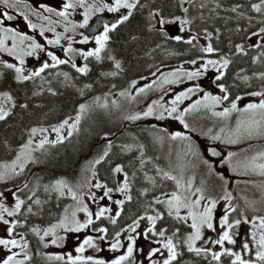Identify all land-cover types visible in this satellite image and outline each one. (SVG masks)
I'll return each instance as SVG.
<instances>
[{
  "label": "snow or ice",
  "instance_id": "snow-or-ice-1",
  "mask_svg": "<svg viewBox=\"0 0 264 264\" xmlns=\"http://www.w3.org/2000/svg\"><path fill=\"white\" fill-rule=\"evenodd\" d=\"M22 0H0V54L12 58L13 62H9L0 56V68L8 70L12 73V78L18 85H24L26 82L34 81L35 78L41 77L48 69H56L60 65H70L76 73L81 76H86L90 72L88 61L94 59L97 62H102L105 59L103 55L108 49L109 42L112 39L111 34L119 30V28L133 17L134 12L138 9L146 7L141 3V0H60L57 6L40 0L37 4H29L27 0H23V9L20 5ZM185 0H179V7L183 15L174 13L165 14L162 7H154L148 13V27L150 31H156L161 36L169 38L166 27L176 25L180 33L190 30L193 20L189 18V9L184 7ZM203 7V5H201ZM220 5L217 4V8ZM242 5L235 4L229 11L237 13L243 18L244 13L239 11ZM250 11L260 17L257 31H251L250 36L246 39L251 41L252 37H257L255 43H250L249 47L264 50V0L251 2L249 5ZM113 14L110 19H105L101 14ZM79 14L81 20L72 19L74 14ZM47 14V15H45ZM36 17L40 21L47 22L38 25L34 23L30 17ZM55 17L56 19H52ZM93 17H97L95 23H91ZM202 18V17H201ZM23 21L26 28L35 32L39 28V36L44 37L45 44L38 42L34 35L21 30L19 25H13L9 22L18 20ZM249 22L255 19L249 15ZM63 32H57L54 25L61 24ZM78 29H89V34L78 32ZM245 31L247 29L237 28L236 31ZM204 38L211 41L213 33L207 28L203 29ZM46 32L54 34L53 39H48L45 36ZM74 33L79 36L75 39ZM220 32L216 30V39L219 40ZM177 42H183L187 45L196 47L194 42L197 41V34H190V38L185 39L182 35L170 37ZM61 40H67V47H61L66 59L60 58L53 51L47 50L46 45L52 47L61 46ZM88 45L94 43V47L87 49L75 48L73 44ZM230 42V47H232ZM236 54H247L244 45L237 43L234 45ZM200 52L211 54L217 52L213 44L209 42L206 46L199 49ZM41 54L47 58L41 60ZM80 57L85 62L82 66L75 62V57ZM264 57V51H261L260 56H253L252 63ZM27 58H35L38 66L27 68ZM108 60L114 62L116 69H121V62L113 55H107ZM203 63L194 71H188L183 66H180L173 72L159 81V86L180 84L185 80L192 81L200 78L208 71L209 66L216 70L215 76L216 86L221 95H213L204 91L199 84L186 87L183 91L176 92L174 97L162 103L164 97L159 100H153L147 105V108L142 112L131 113L124 118L129 121H138L148 117H154L157 121L174 120L183 125L184 129H190L186 122V116L189 113L197 112L201 108L211 112L213 117H217L224 121L223 127L218 132L212 134V129H208L209 139L219 141L224 145H238L242 141H250L252 139H264V71H260L256 75L261 84V90L251 91L246 95L251 97H259L258 102H250L243 107L238 106V101L243 99L237 95L235 99H230L229 88L224 83H219L225 76L226 70L229 68L232 61L226 55H220L218 59H204L199 57ZM192 65L197 64V59L187 61ZM243 71V70H241ZM116 72L101 73L104 76H115ZM3 75V72H0ZM57 76L63 75L65 80H70L69 73H56ZM156 73H153L155 76ZM143 79V77H142ZM241 79L245 82L250 80V77L243 76ZM50 83V82H49ZM154 80L150 84H144L138 87V81L133 79L129 88L121 91L119 96L127 97L129 100H134L136 97L131 95L130 90H135L137 96L145 94L148 90L157 85ZM90 84H86L85 88H91ZM113 87H115L113 85ZM48 91L52 95L56 92L50 87ZM197 93H203L199 99L193 100L187 107L180 109V106L186 100ZM40 93L34 92L33 95ZM83 94V90H81ZM107 94H105L104 103H100L101 98L95 97V102L98 107L107 108ZM229 102L227 107L222 110L216 109ZM113 106H118L117 101H112ZM17 107L15 97L10 91H0V121H6ZM21 109H27V103L19 105ZM88 105L80 104L77 115L72 123L69 119H64L58 125L52 126V131L56 134V139L50 141L47 136L48 129L44 127H32L28 130V139L21 144L16 152L15 158L11 163L0 164V181H6L12 177L19 176L24 170L29 161L33 160L32 153L41 150L45 145H56L62 143L65 139L61 135V131L67 128V135L71 137L73 132L78 130V125L81 121L82 114L88 109ZM233 113L237 114L235 126H231L228 121ZM156 128V125H152ZM194 131L195 129H190ZM161 133H166V128H160ZM37 134H41L38 142L34 138ZM170 140L188 141V151L192 155H198V150H194V145L191 143V136L185 135L181 131L168 133ZM162 142L164 137L156 138ZM34 145V147H33ZM141 156H143L144 146L140 145ZM123 150H130V145L121 146ZM112 149V144L109 142L102 154L94 161L90 162V177L86 178L83 184H77L75 187L65 179H56L50 184L44 185V191L51 194L55 192L57 199L69 196L74 204L65 206L63 213L59 215L55 223H50L47 227L41 228L39 225L28 227L29 216H35L38 213L34 211L33 205L41 206L42 201L37 197L36 191L33 190L31 195L27 196V203L19 195L11 190L8 194L14 199V203L9 206L5 203L7 199L4 192H0V225L3 226V235H0V264H28L32 256L29 253L30 243L26 239V234L17 232V228H28L38 238L40 246L47 249L50 245L64 249L70 247V251L63 253H45V259L51 264H180L179 258L182 255L181 248H186L188 253H193L196 256H203L205 259L210 257L208 264H224V257L228 258V264H264V214H259L261 209L256 208V201H245V207L239 208L232 204L233 197L228 191V180L224 175L218 174L219 180L222 182L224 194L219 199L206 195L205 187H195L191 179L184 181L183 177L172 175L168 171L157 167L156 172L160 174L161 179L174 181L175 190L170 193H162L164 199L155 197L148 207L153 214L145 212L141 215H134L131 218V223L126 226L119 227V230H114L110 234L107 226L97 222L107 220L109 224L115 226L118 224V219L121 217L126 202L132 201L131 186L128 173L124 166L120 163H115L110 167L112 177H122L115 181L114 187H110L107 182H102L98 178L97 166L106 161ZM208 156L220 158L221 165H226L227 168L236 175H255L264 177V147L254 149L249 145L248 149H241L240 152L228 151L227 155H223L222 151L215 147L207 148ZM202 163L207 166L209 173L213 172V164L201 157ZM144 161L141 160V167ZM19 169V170H17ZM135 176V173H133ZM149 182L155 185V180L152 177H145ZM94 180V183H93ZM203 183V182H202ZM24 188H28L24 184ZM264 191V183L259 185ZM87 191H84V189ZM96 189L97 191H92ZM148 189H142L141 195L146 194ZM102 192V195H98ZM121 194L124 199H113V193ZM87 200L97 204V210H90ZM107 199L116 206V211L113 213V208L100 204V201ZM220 200L225 201V205L217 217V205ZM153 205H163L164 211L158 210ZM251 209L252 215L249 217L248 210ZM39 211H43L40 207ZM182 211L184 214H182ZM167 214L175 224L164 227H157V222L164 219V214ZM237 213L233 218L232 214ZM82 214V217L80 216ZM23 215L24 219L19 217ZM147 221V226L141 230V221ZM180 225V226H178ZM241 225H250V228L245 233L243 239H239V228ZM182 227L190 229L182 233ZM236 229L234 232L233 230ZM170 232V234H169ZM213 233L214 235H206ZM75 237V243H72V238ZM143 237L145 241H150L151 245L147 253H144L143 248H137V240ZM113 253L111 258L101 256L100 253L105 251ZM231 246V247H229ZM239 250H236V248ZM218 249V250H217ZM18 250V251H17ZM91 251V254H88ZM139 251L144 257L137 259L136 252ZM159 257L157 259L156 257Z\"/></svg>",
  "mask_w": 264,
  "mask_h": 264
},
{
  "label": "trees",
  "instance_id": "trees-1",
  "mask_svg": "<svg viewBox=\"0 0 264 264\" xmlns=\"http://www.w3.org/2000/svg\"><path fill=\"white\" fill-rule=\"evenodd\" d=\"M146 7L138 9L128 22L122 25L119 30L112 33V39L109 42L108 49L103 54L105 59L97 62L94 59L88 61L90 72L86 76L76 73L70 65H60L56 69H49L41 77L35 78L34 81L26 82L24 85H18L11 79L10 73L5 71L0 77V91H10L16 99L17 107L6 121H0V164L7 162L13 158L15 152L21 144L25 143L28 138V130L39 125H53L61 122L65 117L71 116L76 112V108L80 104H89L94 108V113L86 116L78 125V130L74 131L71 137L66 138L62 143L56 145L45 146L37 155L44 153V160L37 162L33 160L27 168V171L19 177V180L8 179L0 181V192H7L13 188H20L22 199L26 200L32 191H36V195L42 201L40 207L43 211H39L40 207H34V211L38 214L29 216L28 227L39 225L40 227L48 226L52 221L55 222L59 215L63 212L65 206L74 204L71 198L61 197L57 199V194H51L44 191V185L50 184L56 179H65L74 187L77 184H83L86 178L90 177V162L94 161L107 146L109 142L112 149L105 162L97 166L98 178L102 182H107L110 187H114L117 177H112L110 167L115 163L124 166L128 173L132 201L126 202L118 224L112 226L107 220L97 222L107 226L110 234L119 227L126 226L131 223L134 215H141L147 212L153 214L148 207L155 197L164 198L162 193H170L175 190L174 181L161 179L160 174L156 172L159 167L164 171L170 172L177 177H183L184 181L192 180L193 186L205 187L206 195L213 196L217 199L224 192L222 182L218 178V174H222L228 180L227 189L231 193L232 204L239 208L245 207L246 198L249 201H256V208L261 209L259 214H264V191L259 185L264 183V177L255 175H236L231 172L226 165H221L217 157H210L207 153L208 147H215L222 151L223 155H227L228 151L240 152L241 149H248L249 145L254 149L264 147V139H252L250 141H242L238 145H224L219 141L209 139L208 129H212L215 134L224 125V121L217 117H213L211 112L201 108L197 112L187 114L186 122L190 129H184L178 121L164 120L157 121L154 117H148L138 121H129L124 117L134 113L142 112L147 108L153 100H159L161 96L165 97L171 91L172 85L159 86L160 78H152V83L156 80L158 83L145 94L136 95L135 90H130L131 95L135 96L134 100L127 97L119 96L121 91L129 88L130 82L135 79H146L153 76L164 67H175L179 65L178 59H218L220 55H226L232 63L226 70V76L219 81L224 83L230 92V99H235L237 95L246 97V93L261 90L262 82L257 79L254 73L264 71V57H261L256 64L252 63L253 56H260L262 49L249 47L251 41L246 36L251 35V31H257L258 21L260 17L250 11L251 2L258 0H231L230 3L217 0L220 5L209 12L206 0H185L184 7L189 9L188 16L193 20L190 27L191 32L197 34V37L205 41L207 44L211 42L217 52L206 54L199 51L203 42H194L196 47L184 44L182 41L177 42L170 38L161 36L156 31H150L148 27V13L154 7H162L165 14L174 13L183 15L179 7V0H175V4L169 3L171 0L162 2L161 0H146ZM164 1V0H163ZM240 4L242 8L239 10L244 13L241 18L237 13L229 11L230 7ZM203 5V7H201ZM228 8V9H226ZM196 9L199 13H195ZM78 14V13H77ZM74 14L72 17H75ZM251 15L255 19L251 22L247 17ZM202 17V18H201ZM52 19H56L52 17ZM38 25L47 22L37 23ZM57 32H63L61 24L54 25ZM247 29L248 31L237 32V28ZM213 33V38L208 41L204 38L203 29ZM219 29L220 37L216 39V30ZM54 36L52 32H49ZM72 35L75 36L73 33ZM43 43V40H40ZM45 42V41H44ZM61 45L67 47V40H61ZM230 42L232 47H230ZM241 43L244 45L245 54H236L234 45ZM254 44V43H253ZM76 44H73V47ZM113 55L121 62V69L114 67V62L107 59V55ZM178 55V56H177ZM160 69V70H159ZM243 70V71H241ZM59 71L69 73L70 80L60 81L56 75ZM116 72L115 76H104L101 73ZM243 76L250 77L245 82L241 79ZM50 82V83H49ZM149 83V84H150ZM86 84H90L91 88H85ZM113 85L115 87H113ZM52 88L56 95H52L48 89ZM83 90V94H81ZM34 92L40 93L33 95ZM105 94H107L108 107H98L95 97L101 98L100 103H104ZM116 100L118 106H113L112 101ZM27 103V109H21L19 105ZM229 102H225L228 104ZM237 114L233 113L228 123L235 126ZM152 125H156L153 128ZM160 128H166V133H161ZM181 131L185 135L191 136L194 150H198V155H192L188 151V141L170 140L168 133ZM163 136L162 142L156 138ZM154 155L149 156L144 149L149 145ZM130 145L136 148L137 152L132 154H122L120 147ZM140 145L144 146L143 156H141ZM161 155L164 157L163 162H158ZM143 157L146 159L143 167L133 163L131 158ZM208 159L213 164V172L209 173L207 166L202 163V159ZM135 173V176H133ZM152 177L155 185L149 182L145 177ZM203 182V183H202ZM24 184L28 188H24ZM148 189L147 193L141 195L142 189ZM84 191H87L85 188ZM113 194H116L115 192ZM7 197V195H6ZM223 200H220L221 202ZM57 207L56 212L46 214L48 205ZM5 203L12 205L7 199ZM158 210L164 211L163 205H153ZM251 209L248 210L249 217L252 215ZM50 215V216H49ZM237 213H233L235 218ZM21 220L24 216L19 217ZM175 224L170 217L164 214V219L157 222V227L171 226ZM180 226V225H178ZM186 227H182V233L189 231ZM17 232L26 234V239L30 243L29 253L32 256L28 264H51L45 259L46 249L40 246L38 238L28 231V228H17ZM170 234V232H169ZM182 255L179 258L180 264H208V259L202 255L196 256L188 253L186 248H181ZM224 264H228V258L224 257Z\"/></svg>",
  "mask_w": 264,
  "mask_h": 264
},
{
  "label": "rangeland",
  "instance_id": "rangeland-1",
  "mask_svg": "<svg viewBox=\"0 0 264 264\" xmlns=\"http://www.w3.org/2000/svg\"><path fill=\"white\" fill-rule=\"evenodd\" d=\"M105 13H106V12H105ZM103 14H104V13H103ZM103 14H101V15H103ZM72 19H73V20H76V21H79V20L82 19V17L79 16V14H77L75 17H72ZM90 22H91V21H90ZM47 26H48V24L45 25V27H47ZM82 30H83V29H78L77 31H78V32H82ZM188 31H189L190 34H194L193 32H191V29L188 30ZM72 34H73V33H68V35H72ZM180 34H182L183 36H185V33H180ZM46 37H47L48 39H53V38H54V36L51 35V34L47 35ZM75 39H79V36H76V35H75ZM256 39H257V37H252V41H253V43H255ZM43 40H44V38H43ZM44 41H45V40H44ZM198 42H199V40H198ZM61 43H62V42H61ZM204 43H205V41H204ZM74 47H75V48L87 49V48H89V47H94V43H89L88 45H79V44H76ZM0 56H2L3 59H6V55L0 54ZM32 59H35V58H32ZM207 59H209V58H207ZM75 62H76L78 65H80V66H82L83 63H85V62L82 60V58H80V57H78V56L75 57ZM202 63H203L202 60L197 59V64H196V65H192V64L190 63L189 66H185V65H183V64H181L180 66H183V67H184L186 70H188V71H194L196 68L200 67V65H201ZM180 66H179V67H180ZM179 67H178V68H179ZM169 72H173V71H169L168 69L163 70V71L161 72L160 79H161L163 76L167 75ZM208 73H213V74L217 75L216 70L213 69L211 66H209L208 71L205 72L200 78H198V79H196V80H192V81H187V80H185L183 83H180V84H174L173 87H172V89H171V91H169V93L164 97L163 101H161V102L166 104L168 100H170V99H172V98L174 97V94H175L176 92L183 91L186 87H192V86L197 85V84H198V81H199L200 79H202V77L205 76V75L208 74ZM151 81H152V78H148V79L140 80V82L138 81V85H137V86H138V87H142L144 84H149ZM216 88H217V93H216V95H221V93H220L218 87H216ZM201 96H202V95H201ZM201 96H199V93H197L195 96L191 97L190 100H186V101H184V103L180 106V109L183 110V108L187 107L188 104H190L193 100H195V99H199ZM258 101H259V97H248V98L243 97V99H242L241 101H238V106H239V107H243V106H244L245 104H247V103H250V102H258ZM227 106H228V104H225V103H224L223 105H221V106H220L219 108H217L216 110H217V111H220V110L223 109V107H227ZM68 119H69V122L72 123V122L74 121L75 117H71V118H68ZM58 124H59V123H58ZM58 124H55V125H58ZM52 126H53V125H51V126H40V127H44V128H47V129H48V132H47L46 134H47L48 139H49L50 141L56 139V134L52 131ZM61 135H63L65 138L68 137V135H67V128H65V129H63V130L61 131ZM40 138H41V134H37V136L34 138V145H35V142H38ZM26 141H27V140H26ZM34 145H33V147H34ZM14 158H15V157H14ZM11 161H12V160H11ZM11 161L8 162V163H11ZM17 170H19V169H17ZM12 178H13V177H12ZM117 179H122V177H117ZM93 183H94V180H93ZM92 191H97V190H96V189H92ZM97 194H98V195H102V192H98ZM116 194L120 196V199H124V197H123L121 194H119V193H116ZM116 194H114V195H116ZM64 197H66V198H70V197L67 196V195H65ZM164 198H165V197H164ZM164 198H161V199H164ZM7 199H8V201L11 202L12 204L14 203V199H12V196H11V195L8 196ZM104 200H105V203L102 204V205H104V206H109L110 203H111V201H109V200H107V199H104ZM85 202L89 204L90 210H92L93 212H95V211L97 210V204H96V203H93L92 201L87 200V197H85ZM100 202H101V201H100ZM225 203H226L225 201H221V202L218 203V205H217V217L219 216V214H220L221 210L223 209ZM113 205H114V204H113ZM115 211H116V206L114 205V210H113V213H112V214H114ZM182 214H184L183 211H182ZM80 216H81V218H83V217H82V214H80ZM146 226H147V221H146V220H145V221H141V230H142L143 228H145ZM41 228H43V227H41ZM249 228H250V225H241V226H240V228H239V233H240V237H239V239H243V238L245 237V233L248 231ZM233 231L235 232L236 229H234ZM3 234H4V233H3V226L0 225V235H3ZM206 235H214V234H213V233H206ZM145 242H146V241L143 239L142 236L139 237L138 240H137V248H138V249H139V248H143L144 251H145L146 247L143 245V243H145ZM72 243H73V244L75 243V237H74V236H73V238H72ZM229 247H231V246H229ZM106 249H107V245H105V251L102 252V253H100V255H101V256H104V257H107V258H111V257L113 256V253L108 252ZM70 250H71L70 247H66V248H64V249H61V248H57V247H55V246L50 245V246L46 249V252H47V253H63V252L70 251ZM217 250H218V249H217ZM236 250H239V248L237 247ZM17 251H18V250H17ZM88 254H91V251H89ZM136 256H137V259H138V260H139V259H142V255L140 254L139 251L136 252ZM156 258L159 259L158 256H157Z\"/></svg>",
  "mask_w": 264,
  "mask_h": 264
},
{
  "label": "bare ground",
  "instance_id": "bare-ground-1",
  "mask_svg": "<svg viewBox=\"0 0 264 264\" xmlns=\"http://www.w3.org/2000/svg\"><path fill=\"white\" fill-rule=\"evenodd\" d=\"M162 2H165L166 0H161ZM223 1H225V0H222V2ZM226 2H228V3H230L231 2V0H226ZM169 3L170 4H172V5H174L175 4V0H171V1H169ZM206 3L208 4V6H207V10L209 11V12H212L215 8H216V6H217V4H218V2H217V0H206ZM234 6V5H233ZM232 7V6H231ZM230 7V8H231ZM226 9H228V8H226ZM195 13H199V10L198 9H196V11H194ZM197 40H199L200 42H203L204 43V41H202V39H200V38H198ZM178 56V55H177ZM187 61H189V60H186V59H184V60H182V59H178V62L180 63L179 65H177V66H175V67H164L163 69H159L160 71H158L157 72V74L155 75V76H152V77H149V78H160V76H161V72L163 71V70H166V69H168L169 71H175L181 64H183V65H186V64H189V63H187ZM59 73H63V72H61V71H59ZM258 74V73H257ZM60 79V81H67V80H65L64 79V76L63 75H59L58 76ZM163 78V77H162ZM161 78V79H162ZM146 79H148V78H146ZM160 79V80H161ZM140 80H142V79H139V80H137V81H139L140 82ZM164 87H166L165 85H164ZM248 97H251V96H246V98H248ZM85 104V103H84ZM86 105H88L89 107H88V109L82 114V116H81V121L86 117V116H88V115H90V114H92V113H94L95 111H94V108L92 107V106H90L89 104H86ZM78 108H79V106L76 108L77 110H76V112L74 113V114H72L71 116H67V117H65L64 119H68V118H71V117H76V115H77V111H78ZM63 119V120H64ZM62 120V121H63ZM80 121V122H81ZM60 123V122H59ZM58 124V123H57ZM80 124V123H79ZM53 125H55V124H53ZM40 126H51V125H39V126H35V127H40ZM74 133V132H73ZM69 137V136H68ZM67 137V138H68ZM28 139V138H27ZM66 139V138H65ZM64 139V140H65ZM26 142V141H25ZM48 145H50V144H48ZM45 146H47V145H45ZM140 148V147H139ZM19 150V148L17 149V151ZM42 150V149H41ZM41 150H37V151H35V155L33 156V160H35V161H37V162H42L43 160H44V153H41V154H39V155H37V153L38 152H40ZM16 151V152H17ZM144 151L149 155V156H153L154 155V153H153V151H152V149L150 148V143H149V145H147V147L144 149ZM16 152H15V154H16ZM120 152L122 153V154H132L133 152H137V149L136 148H132L131 147V149L130 150H123L121 147H120ZM14 154V155H15ZM14 159V156H13V158L12 159H10L9 161H7V163L8 162H10L11 160H13ZM33 160L32 161H30L28 164H26V167L28 168V166H29V164L31 163V162H33ZM131 160L133 161V163L135 164V165H137V166H141V160H143L144 161V163L146 162V159L145 158H143V157H138L137 159L136 158H131ZM164 161V157H163V155H161V158H160V160H158V162H163ZM27 168H26V170L25 171H27ZM24 171V172H25ZM24 172H22L19 176H15V177H13L14 179H16V181H18L19 180V177H21L23 174H24ZM12 179V178H11ZM12 192H15L17 195H19L20 197H21V195L17 192V190L15 189V188H13V190H12ZM116 196H119V195H117L116 194ZM38 197V196H37ZM22 198V197H21ZM39 198V197H38ZM66 198V197H65ZM12 199H13V197H12ZM40 199V198H39ZM8 200V199H7ZM100 203H102V204H104L105 203V200L104 201H101ZM101 204V205H102ZM111 205V204H110ZM109 205V206H110ZM34 207H40V206H36V205H33V208ZM56 211H58L57 210V207H54L52 204H51V202H50V204L48 205V207H47V209H46V214L48 213H50V215L53 213V212H56ZM63 213V212H62ZM61 213V214H62ZM49 215V216H50ZM56 222V221H55ZM55 222H51V223H55ZM45 227H47V226H45Z\"/></svg>",
  "mask_w": 264,
  "mask_h": 264
},
{
  "label": "flooded vegetation",
  "instance_id": "flooded-vegetation-1",
  "mask_svg": "<svg viewBox=\"0 0 264 264\" xmlns=\"http://www.w3.org/2000/svg\"><path fill=\"white\" fill-rule=\"evenodd\" d=\"M40 2V0H27V3H29V4H37V3H39ZM43 2H45V3H47V4H49L50 6H57L58 4H59V2H60V0H43ZM147 1L146 0H141V3L142 4H145ZM20 7H21V9H23V0H22V3H21V5H20ZM45 15H47V14H45ZM113 14H109V13H104L103 14V16H105V17H107L108 19H110L111 18V16H112ZM31 19H32V21L34 22V23H42V22H44V21H40V20H38L36 17H30ZM10 24H13V25H19V27L21 28V30H23V31H25V32H27L28 34H30V35H34L35 37H36V39L37 40H39V39H42V38H44V37H40L39 36V28H37L36 29V31L35 32H32L31 30H28L27 28H26V26H25V24L23 23V21H22V19L21 20H18V21H15V22H9ZM185 36H183L182 34H180V32H179V28H178V35H182L185 39H187V38H190V33H189V31L188 30H186L185 32ZM50 33L49 32H46L45 33V36H47V35H49ZM42 44H45V43H42ZM207 44L206 43H203L202 44V46H206ZM46 47H47V50H49V51H53L56 55H58L60 58H62V59H66V57L64 56V54H63V52L61 51V52H59L58 51V49H61V47H64L63 45H61V46H57V47H52L51 45H46ZM47 57L44 55V54H41V60H43V59H46ZM5 60H8L9 62H13L12 61V58H10V57H7L6 56V59ZM31 60H35V61H37L36 59H32V58H27V64H26V67L27 68H32V67H34V66H32L31 64H30V61ZM39 65V62L37 61L36 62V64H35V66H38ZM190 65V63L189 64H186L185 66H189ZM49 70V69H48ZM5 71H8V70H5V69H2V68H0V72H3V74H4V72ZM47 71V70H46ZM45 71V72H46ZM9 72V71H8ZM10 73V78L11 79H13L12 78V73L11 72H9ZM44 74V73H43ZM5 75V74H4ZM0 77H1V75H0ZM204 78V76L202 77V79ZM215 81V76H214V78H213V84L216 86V82H214ZM217 87V86H216ZM204 91H206L205 89H204ZM199 95L201 96V95H203V93H199ZM15 97V99H19V97H17V96H14ZM16 155V154H15ZM15 155H14V157H15ZM35 155V151L32 153V157ZM30 162V161H29ZM3 163H7V162H3ZM3 163H1V164H3ZM28 164V163H27ZM26 166H25V170H26ZM24 170V171H25ZM23 171V172H24ZM16 190H17V192L20 194L21 193V190H20V188L18 189V187L17 188H15ZM12 191V190H11ZM5 193V195H7V197L8 196H10L9 194H8V191L7 192H4ZM143 245L146 247V249H145V251H144V253L146 254L147 253V251L149 250V248L150 247H156L157 245H151L150 244V241H146L145 243H143ZM144 257L142 256V259H143ZM145 264H147V261H145Z\"/></svg>",
  "mask_w": 264,
  "mask_h": 264
},
{
  "label": "water",
  "instance_id": "water-1",
  "mask_svg": "<svg viewBox=\"0 0 264 264\" xmlns=\"http://www.w3.org/2000/svg\"><path fill=\"white\" fill-rule=\"evenodd\" d=\"M103 18L107 19L106 17L103 16ZM97 17H94L92 23H95ZM91 24V23H90ZM165 31L168 32V36L169 38L172 37V36H175L177 35L178 33V27L176 25H172V26H168L166 27ZM83 32L85 34H89V29H83ZM59 52H61L60 49H58ZM37 61H30V64L32 66H35ZM213 78H214V74H207L202 80L199 81V85L201 86V88H206V90L211 93V94H215L216 93V89L214 88L213 84H212V81H213ZM119 196H116V195H113V199H118ZM104 201V200H103ZM102 204V203H100ZM110 207L113 208V205L111 204Z\"/></svg>",
  "mask_w": 264,
  "mask_h": 264
}]
</instances>
